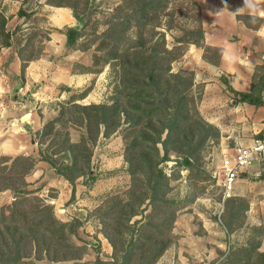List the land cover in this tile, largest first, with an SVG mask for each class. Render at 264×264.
I'll use <instances>...</instances> for the list:
<instances>
[{
  "label": "rangeland",
  "instance_id": "374dc122",
  "mask_svg": "<svg viewBox=\"0 0 264 264\" xmlns=\"http://www.w3.org/2000/svg\"><path fill=\"white\" fill-rule=\"evenodd\" d=\"M52 1L76 5L83 18L78 46L95 45L94 51L78 53L79 58L62 54L57 77L86 71L91 78L77 87L64 80L56 87L58 80H53L55 83L40 90L0 88V219L3 211L8 215L0 229L21 226L23 232L18 238L24 256L14 264H264L260 254L264 251V217L260 215V211L264 213V158L252 171L240 175L234 196L225 199L223 195L224 154L241 137L251 141L254 135L246 133L235 142L234 135L208 120L201 109L205 82L195 80L190 85L182 79L188 75L184 70L194 71L185 68L181 59L191 45L198 46L183 41L195 25V10L184 14L182 6L187 1L174 0L165 11L172 9L174 14L163 13L160 26L151 25L154 30L147 27V42L142 47L136 24L124 41L119 34L114 40L106 35L122 0H47ZM27 27L17 36L26 49L23 77L24 63L29 56L42 53V40L49 32L41 14L30 17ZM0 36L7 44L1 32ZM129 44L133 45L131 51L166 56L168 49L180 55L172 63L167 59L159 63L165 69L166 84L157 86L155 93L166 112L183 98L185 112L189 109L192 118L186 124L188 134L182 130L180 141L168 143V153L159 143L158 167L142 159L143 145H131L141 124L134 126L126 118L124 109L130 111V107L122 94L123 61L114 57L123 55ZM200 48L209 61L217 60L218 49ZM169 63L171 71L181 75L179 86L177 76L167 73ZM256 71L257 79L264 75V68ZM228 89L227 104L221 105L228 110L217 109L225 127L234 125L242 112L230 99L238 94ZM167 91L173 94L171 99H167ZM118 102L120 106L114 105ZM92 104L115 106L108 111V122L100 121L102 109L87 108ZM53 119L56 121L49 123ZM249 121L254 124V117ZM45 157L62 167H77L72 170L77 175L74 182ZM62 191L69 198L59 197ZM132 211L136 214L131 215ZM33 223L39 225L34 228ZM22 224L27 225L26 230ZM29 231L32 241L25 236ZM13 239L8 232L0 241V264H12L2 258L18 253ZM163 245L165 251L153 260Z\"/></svg>",
  "mask_w": 264,
  "mask_h": 264
},
{
  "label": "crops",
  "instance_id": "0c3cea01",
  "mask_svg": "<svg viewBox=\"0 0 264 264\" xmlns=\"http://www.w3.org/2000/svg\"><path fill=\"white\" fill-rule=\"evenodd\" d=\"M198 2L202 11L205 42L220 48L221 56L218 63L211 62L204 57L201 48L193 44L182 56L181 61L185 68L195 71L196 82H205L201 109L204 110L206 118L211 122H216L223 128L222 130H228L229 135H234L235 142H237L246 133L254 135L256 131L264 130V106L238 101L239 95L230 96L231 100H235L237 109L242 112L234 119L235 124L229 127H225V124L220 122L217 109L222 113L228 110L227 106L221 108V105L227 104L225 100L230 92L226 80L239 91L251 90L256 67L264 63V16L258 14L256 21L249 23L246 18L240 16L248 15L246 12L235 17L227 11L218 13L217 11L223 8L222 0H198ZM227 3L229 10L235 11L243 5V0H227ZM20 9L26 11L27 14H20ZM260 11L264 12V4H261ZM1 13L8 18L6 30L11 36L9 44H4L3 37L0 36V88L40 90L55 83L53 80H58L55 83L56 87L61 84L62 80L69 86L77 87L91 78L88 75L89 72L86 71L71 72L61 79L57 77L63 65L60 59L62 54L69 53L64 57L79 58L78 53L94 51L95 48V45L80 48L78 44L82 36L77 39L74 47L69 44L67 28L81 29L82 27L71 7L50 4L47 0H0ZM37 14L45 16L49 32L48 36L42 40V53L28 60L23 77L22 57L26 49L25 43L18 41L17 36L20 31L29 29L27 24L30 17ZM39 84H41L40 87H38ZM251 117L255 119L254 124L249 121ZM240 139L242 140V137ZM254 166L247 171H252ZM63 191L59 193V197L69 198V193L65 192L63 195ZM256 210L259 212V209ZM261 214L264 217V213L260 211Z\"/></svg>",
  "mask_w": 264,
  "mask_h": 264
},
{
  "label": "trees",
  "instance_id": "16d2710c",
  "mask_svg": "<svg viewBox=\"0 0 264 264\" xmlns=\"http://www.w3.org/2000/svg\"><path fill=\"white\" fill-rule=\"evenodd\" d=\"M174 0H122V3H120L116 8V14L110 19L109 27L105 31L106 35L110 37V39L114 40V38L119 34L120 35V41L125 39L126 34L130 30V28L133 25H137L140 32V46H145L147 42V38L145 37V33L147 30V27L152 24H155L156 26H160L162 20V14L165 13L167 9L171 7ZM186 5L183 4V8H186L183 13L188 14V12H194L195 15H192L195 19V25L191 27V29L188 30V38L184 39L187 44L188 43H195L199 47H203L205 50L207 49H218V58L215 61H212L214 63H218L220 56H221V49L218 47H214L211 45H208L205 42V30H204V23H203V17H202V11L201 6L198 2V0H186ZM52 4L56 5H69L73 9L74 15L77 17L79 21H82L83 18L76 10V5L73 3H64L62 2H50ZM171 11L165 14H174V11L170 9ZM20 14H27L26 11L23 9H20ZM1 23H0V32L2 35H4L7 40L6 43L9 44V38L11 34L6 30V25L8 23V18L5 14L1 13ZM242 18L248 17V15H240ZM154 30V28L151 27L150 31ZM82 31L80 29H77L75 27H68L67 28V35H68V42L70 44H75L77 39L81 36ZM124 36V37H123ZM153 38V35L152 37ZM158 42V41H157ZM156 42V43H157ZM105 43V42H104ZM103 43V44H104ZM158 44H155L157 46ZM119 46V45H118ZM131 44L127 45L126 48L123 49L124 53L123 55L117 54L114 57H122L123 61V70H124V77L122 79V94H126L127 105L130 107V111L128 109H124V112L126 113V118L128 121L131 122L132 125L137 126L141 124L140 129H136L139 133L134 137L132 141V146L136 147L139 145H143V150L140 152V156H142V159L147 161L150 160V163L152 166L158 167V157H160V147L159 143H162L165 149V152H169L168 143H176L180 141L181 137L180 134L182 133V130L186 129V124L190 122V118H192V115L188 111L185 112V104L182 105L183 98L175 103V105H169V112H166V107L163 106V101L158 99V95H156L155 90L157 86H165L166 79L164 77V71L163 67L159 65L160 62H162L164 59L169 60L170 63H172L174 60H176L180 55L175 54L172 50L167 49V55L162 56L161 54H154L150 53H144V52H138V51H131ZM155 51H158L157 47L154 48V45L152 47ZM184 52V50L182 51ZM181 52V53H182ZM206 59L209 60L207 55H204ZM34 58V56H29L27 59V62L24 63L23 66V72L25 73V70L27 68L28 60H31ZM211 61V60H210ZM167 68V73L169 72L170 77L177 76L175 78H178V80H175V84L179 86V84L182 82L179 80L181 78L180 74H174L171 71V66ZM264 68V64L258 65L256 67L258 72L259 69ZM183 72L188 73L187 76H185L183 81L189 83L190 85L195 84V77L196 73L194 71H187L184 70ZM168 81H171L170 79H167ZM167 81V82H168ZM231 90L236 92V94L239 95V101L242 102H249L255 106H264V75H260L257 79V75L254 76L253 82H252V88L250 91H239L235 89L228 80H226ZM172 88H170L171 90ZM168 92V91H167ZM169 96H167V99L172 97L173 94L169 93ZM175 99V98H174ZM121 101V100H120ZM122 102V101H121ZM114 105H119L118 103H114ZM114 105H108V104H92L87 105L89 109L96 108L103 111V119H101V122H108L110 115L108 114L109 109H113ZM172 108V109H171ZM118 112V109H117ZM162 115L163 119H157L156 116ZM150 120L147 122V120ZM56 120H51L49 123H54ZM159 123L158 125H154V123ZM186 122V123H185ZM193 123V122H192ZM194 124V123H193ZM51 125V124H50ZM167 132V137L164 138L163 134L165 131ZM188 134L187 130H185ZM208 133L206 134V136ZM189 136V135H188ZM189 141V140H188ZM184 142V141H183ZM176 146V145H175ZM177 148V147H176ZM179 150V149H178ZM47 161L52 163V165L56 168L57 172L63 174L66 176L72 183L76 179L77 175L72 174V170L77 168L74 166L65 165L64 167L59 166L57 162L51 158V157H45ZM186 162H189L188 158L186 159ZM77 163V162H76ZM75 163V164H76ZM161 174L163 175V170L159 169ZM94 177V176H93ZM74 194L75 195V187H73ZM2 214V219H0V223L6 222V219L8 218V215L5 211ZM131 215L136 214L135 211H132L130 213ZM13 220V219H12ZM60 222L61 225L65 226L69 224V222H62V221H55ZM40 223V222H39ZM39 223H33V227L35 228L36 225H39ZM23 228L26 230L27 225L22 224ZM22 229L21 226L18 227H12V225H8L2 229H0V241L4 240V237L6 236V233L11 232L14 236V239L12 241L13 248L16 253L15 255H12L11 253L8 254L7 257L2 258L6 260L7 263L14 264L19 259H23L24 253L21 252L20 248V240L19 235L23 233L20 231ZM32 231V229H31ZM29 231L26 233V237L29 240H34L31 238L32 232ZM35 242H37L35 240ZM38 246V242L36 243V247ZM258 245H255L254 248H258ZM166 249V245H163V247L159 250L156 256H154L153 260L157 259L161 253H163ZM20 251V252H19ZM250 251V250H249ZM262 256H264V251L260 252Z\"/></svg>",
  "mask_w": 264,
  "mask_h": 264
},
{
  "label": "built area",
  "instance_id": "2783aa9c",
  "mask_svg": "<svg viewBox=\"0 0 264 264\" xmlns=\"http://www.w3.org/2000/svg\"><path fill=\"white\" fill-rule=\"evenodd\" d=\"M264 158V130L256 131L251 141H238L223 158V195L234 196L240 175Z\"/></svg>",
  "mask_w": 264,
  "mask_h": 264
},
{
  "label": "clouds",
  "instance_id": "9594fccd",
  "mask_svg": "<svg viewBox=\"0 0 264 264\" xmlns=\"http://www.w3.org/2000/svg\"><path fill=\"white\" fill-rule=\"evenodd\" d=\"M223 8L221 10H218V13L222 12H229L233 17L238 16L242 13H247L250 21L255 22L257 15L264 16V12L260 11L261 4H264V0H243V5L239 8H237L235 11L229 10V5L227 3V0H222Z\"/></svg>",
  "mask_w": 264,
  "mask_h": 264
}]
</instances>
